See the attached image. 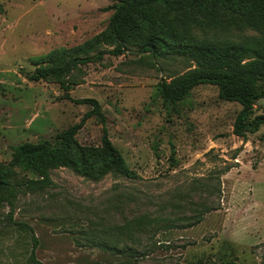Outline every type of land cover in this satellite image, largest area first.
<instances>
[{
	"label": "rangeland",
	"instance_id": "374dc122",
	"mask_svg": "<svg viewBox=\"0 0 264 264\" xmlns=\"http://www.w3.org/2000/svg\"><path fill=\"white\" fill-rule=\"evenodd\" d=\"M200 2V9L152 13L175 34L137 22L127 45L137 51L158 40L154 60L149 53L106 54L66 78L73 99L102 105L127 173L90 177L64 166L51 170V186L17 191L13 206H0V264H29L33 236L42 264H264V125L245 139L236 136L242 107L222 100L216 86L200 85L175 104L158 89L162 79L196 68L173 51L181 41L195 46L257 35L242 21L218 17L211 0ZM114 5L0 0V174L12 168L13 180L37 179L15 166L10 147L56 143L89 111L65 99L63 78L34 77L62 53L113 50L116 44L105 36ZM254 114L264 115V99ZM102 136L103 124L91 118L73 146L93 155L103 147ZM197 213L203 220L188 227ZM154 219L159 223L152 230L147 223ZM141 220L145 230L139 233Z\"/></svg>",
	"mask_w": 264,
	"mask_h": 264
},
{
	"label": "trees",
	"instance_id": "16d2710c",
	"mask_svg": "<svg viewBox=\"0 0 264 264\" xmlns=\"http://www.w3.org/2000/svg\"><path fill=\"white\" fill-rule=\"evenodd\" d=\"M111 1L115 3L113 7L115 12L110 22L111 33L105 36V40L116 44L113 50L107 53L99 51L92 56L62 53L63 55L51 59L53 67L38 69L34 77L36 78L34 80L63 78L62 88L65 91V99L76 104L88 105L89 111L79 123L62 132L56 143L45 141L38 144L23 143L10 147L15 158V166L32 171L38 178L13 180L17 173L12 168L7 169L4 174H0V206L6 204L13 206V201L10 198L14 197L17 191L22 188L33 192L51 186V170L58 167L81 168L86 176L90 177H101L109 173L123 175L127 173L121 155L110 141L102 105L96 99H73L70 95L71 83L66 78L80 66L100 63L106 54L120 56L128 52L149 53L154 60L158 54L156 42L158 40L148 41L137 51H132L127 45L129 34L137 22H146L155 28L158 27L175 34L172 25H168L163 18L152 13H159L163 7L173 8L174 11L189 10L191 7L200 9L202 4L201 0ZM211 1L214 4L213 11L218 17L225 15L234 25H237V21H242L244 25L247 24L256 29L257 35L239 37L234 41H209L195 46L185 45L181 41L173 51L195 61L196 68L184 75L172 78L169 82L167 79H162L158 89L165 100L175 104L186 98L194 88L200 85L218 87L219 97L222 100L241 105L242 108L234 124V134L245 139L247 134L257 133L264 125V115L254 114L255 106L259 100L264 99V91H261L262 83H264V0ZM134 14L138 18H134L132 16ZM91 118L99 119L103 124V147L100 151H96L97 153L88 156L85 152L77 151L73 145L75 136ZM77 156L80 157L81 163L75 159ZM92 159L93 161H91ZM191 220L188 227L199 224L203 220V214L197 213ZM158 223L157 219L149 220L147 226L155 230ZM143 224V220L137 224L139 233L145 230ZM20 226L28 228L33 233V229L26 224H20ZM38 242L33 236L29 264H42L36 255Z\"/></svg>",
	"mask_w": 264,
	"mask_h": 264
}]
</instances>
